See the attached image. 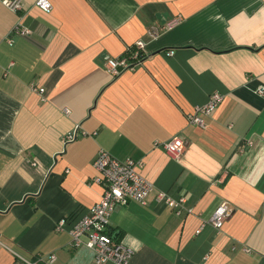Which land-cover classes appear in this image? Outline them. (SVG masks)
I'll use <instances>...</instances> for the list:
<instances>
[{
  "label": "crops",
  "instance_id": "obj_1",
  "mask_svg": "<svg viewBox=\"0 0 264 264\" xmlns=\"http://www.w3.org/2000/svg\"><path fill=\"white\" fill-rule=\"evenodd\" d=\"M22 1L20 13L0 1V264H93L69 229L101 198L99 150L141 161L154 188L110 216L128 264H264V0H47L48 12ZM21 21L32 35L8 44ZM139 40L141 63L113 78L106 59ZM213 93L223 100L204 128L190 125ZM174 135L178 160L161 147ZM158 191L193 213L156 203ZM221 204L222 228L196 234Z\"/></svg>",
  "mask_w": 264,
  "mask_h": 264
},
{
  "label": "built area",
  "instance_id": "obj_2",
  "mask_svg": "<svg viewBox=\"0 0 264 264\" xmlns=\"http://www.w3.org/2000/svg\"><path fill=\"white\" fill-rule=\"evenodd\" d=\"M2 5L13 13L24 11V3L22 0H0ZM37 6L48 12L52 9V5L47 0H39ZM179 18L172 19L167 23V29L175 26ZM152 35V33H149ZM32 31L24 26L21 22L17 23L6 38V42L10 45L14 43V37H29ZM144 43L137 41L133 50L127 51L125 55L118 58L106 59L104 68L113 78L124 72L133 70L143 60L142 51ZM172 51L167 52V56H171ZM30 90L37 93L44 99L46 90L43 87L32 83ZM259 95L264 94V89H258ZM223 97L218 93L209 96L205 105L196 107L192 113L186 118L190 125L204 128V118L209 117L222 102ZM85 133H80V128L64 137V144L68 145L76 141ZM162 149L171 158L178 160L184 153L185 143L181 135L172 136L169 141L161 144ZM143 163L132 159L118 160L104 150H99L92 168L95 176L92 183L101 187L102 194L98 203L90 207L84 216L75 221L69 234L71 236V246L75 249H86L92 254L93 264H128L132 255V251L116 242L115 235L109 228L110 216L117 206H126L130 202H136L140 205H146L147 198L154 193V188L140 173ZM155 202L163 204L173 210L176 215L192 214L193 210L185 207L187 199L180 196L176 199L171 198L164 192L155 193ZM231 210L225 204L217 206L211 216L201 223L196 234L200 233L205 225H210L216 230H220L224 222L230 217ZM68 225L66 218L61 219L57 223L56 229L64 231ZM243 252L250 255L251 250L243 249ZM55 255L48 258L49 264H54ZM21 262L29 263L25 260ZM21 264V263H19Z\"/></svg>",
  "mask_w": 264,
  "mask_h": 264
},
{
  "label": "trees",
  "instance_id": "obj_3",
  "mask_svg": "<svg viewBox=\"0 0 264 264\" xmlns=\"http://www.w3.org/2000/svg\"><path fill=\"white\" fill-rule=\"evenodd\" d=\"M112 234L114 235V231H112Z\"/></svg>",
  "mask_w": 264,
  "mask_h": 264
}]
</instances>
